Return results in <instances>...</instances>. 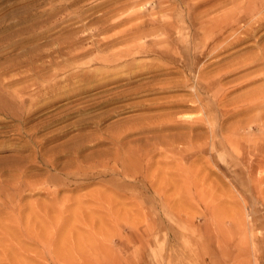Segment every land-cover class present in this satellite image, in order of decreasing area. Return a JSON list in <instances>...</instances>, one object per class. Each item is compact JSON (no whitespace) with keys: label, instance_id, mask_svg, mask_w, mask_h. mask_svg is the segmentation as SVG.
I'll return each mask as SVG.
<instances>
[{"label":"rangeland","instance_id":"374dc122","mask_svg":"<svg viewBox=\"0 0 264 264\" xmlns=\"http://www.w3.org/2000/svg\"><path fill=\"white\" fill-rule=\"evenodd\" d=\"M250 1L0 0V82H40L0 114V264H264V60L224 71L264 30L213 34Z\"/></svg>","mask_w":264,"mask_h":264},{"label":"bare ground","instance_id":"6f19581e","mask_svg":"<svg viewBox=\"0 0 264 264\" xmlns=\"http://www.w3.org/2000/svg\"><path fill=\"white\" fill-rule=\"evenodd\" d=\"M228 2V1H227ZM224 3V2H223ZM231 3V2H230ZM250 3H254V4H260V8L258 9V11H256V12H251V11H246L241 17H238L237 19H233V18H226L225 20H219L218 22H219V24L217 25V28L216 29H214V32H213V34L217 37V38H221V40H222V43H221V46L219 47V49H218V52H220V53H222V52H224V51H227V50H229V49H234L235 47H238V46H243L244 44H247V45H245V46H243L242 47V49H244V48H248L249 46H250V44H248V42H252V40L256 37V35L260 32V31H262V30H264V10L262 9V7H264V0H255L254 2H253V0H251L250 1ZM229 4V3H228ZM244 5V4H243ZM246 6V5H245ZM239 8H240V6H239ZM247 21V20H249V24H248V28L247 29H245V27H244V31L239 35V33H240V30L242 29V28H237V25H238V23L239 22H241V21ZM235 27L237 28V29H235ZM242 27V26H241ZM262 33H264L263 31H262ZM237 35H239V36H237ZM264 37V36H263ZM262 37V38H263ZM256 39V38H255ZM254 39V40H255ZM258 39H259V37H258ZM251 40V41H250ZM257 40V39H256ZM113 42V41H112ZM213 43V42H212ZM257 43V42H256ZM82 46H83V44H82ZM92 46H94V45H92ZM112 46V43H104V45L103 44H98V46H97V49L99 50V49H103V47H104V50H106V49H108V48H110ZM114 46V45H113ZM116 46V45H115ZM72 47H74V46H72ZM84 47V46H83ZM256 47H257V45H256ZM77 48V47H76ZM88 49H89V47H87ZM92 48V47H91ZM250 48V47H249ZM261 48V47H260ZM81 49V48H80ZM87 49V50H88ZM232 49V50H233ZM240 49V48H239ZM250 49H252V48H250ZM72 50V49H71ZM82 50H85V49H82ZM96 50V49H95ZM245 50V49H244ZM258 50V49H257ZM236 51H238L239 52V50H236ZM262 51V50H261ZM260 51V52H261ZM72 52V51H71ZM85 52V51H84ZM234 52V51H233ZM259 52V51H258ZM138 53H141V52H138ZM216 53V52H215ZM74 54H76V53H74ZM235 54V53H234ZM238 54V53H237ZM255 54V53H254ZM90 55V50H89V52H88V54H86V52H85V55H81V58H84V56L87 58L88 56ZM116 55V54H115ZM114 54H113V56H115ZM243 56L241 57L240 56V58H238V59H236V60H232V62H230V64L227 66V68H226V70H224V71H226V74L228 75L229 73H232V72H236V71H241V70H244V69H250L252 66H255V64H257V63H260L261 61H263L264 60V49H263V51H262V53L260 54H255V55H251V54H242ZM76 57V56H75ZM80 56H77V58H79ZM99 57V56H98ZM98 57H97V59H98ZM96 59V60H97ZM113 59V58H112ZM110 57L109 58H107V59H104V60H102V61H104V63H109L111 60H112ZM120 59H122L121 57H120ZM125 59V58H124ZM118 60V59H117ZM115 60H113V61H111V62H114ZM101 62V61H100ZM14 63V62H13ZM87 63H88V61H87ZM117 64L119 63V62H116ZM121 63V62H120ZM15 64H18V63H14V66H15ZM20 64V63H19ZM18 64V65H19ZM113 64V63H112ZM1 65H2V63H1ZM73 65V64H72ZM71 65V66H72ZM75 65V64H74ZM85 65H86V63H85ZM111 65V64H110ZM260 65H261V63H260ZM16 67H17V65H16ZM79 67H80V65H79ZM138 67V66H137ZM155 67V66H154ZM110 68V67H109ZM108 68V69H109ZM74 69V68H73ZM72 69V70H73ZM133 69V72L136 70L137 71V68L134 70V68H132ZM147 69V68H146ZM153 69V68H152ZM68 70V69H67ZM109 70H111V69H109ZM113 70V69H112ZM82 70H80L79 72H81ZM132 71V70H131ZM139 71V70H138ZM142 71V70H141ZM143 71H145V70H143ZM151 71V70H150ZM88 72V71H87ZM109 72H115L114 70L113 71H108L107 70V68H106V71L105 72H103V73H100V74H89V72L88 73H85V72H82L80 75L78 74H76L77 76H75L76 78H79V79H81V80H79V87L77 88V89H81L82 88V90L83 89H85V88H87L86 86L88 85V84H92L93 82H102V79L101 80H99L100 79V77H103V80L104 79H107V73H109ZM140 72V71H139ZM138 73V72H137ZM147 73V72H146ZM29 74H30V72H29ZM64 74H67L66 72L64 73ZM131 74V73H130ZM25 75V74H24ZM41 75H43L44 76V74H41ZM118 75V74H117ZM129 75V74H128ZM127 75V76H128ZM30 76V75H29ZM36 76V75H35ZM59 76V75H58ZM48 76H46L45 78H47ZM66 77V76H65ZM64 77V78H65ZM132 78H133V76H131ZM225 77V76H224ZM36 78V77H35ZM41 78H43V77H41ZM57 78V77H56ZM59 78H61V77H59ZM66 78H69L68 76L66 77ZM128 78V77H127ZM132 78L130 79V81H132ZM139 78V77H138ZM1 80V79H0ZM24 80V79H23ZM26 80H27V78H26ZM36 80V79H35ZM49 80V79H48ZM54 80V79H53ZM255 80V79H254ZM264 80V79H263ZM129 81V82H130ZM253 81V80H252ZM2 82V81H1ZM0 82V83H1ZM19 82H22V79L20 80V78L18 77L17 79H11V80H9L6 84H2L1 83V85H3V86H1V89H0V114H4V115H7L6 113H10V110H12L13 111V107H15V105L17 104V106L18 107H20L19 105H20V103H21V105L23 106L24 105V103L26 102V100L28 99L29 100V103H30V105H32L34 102H36V97L37 96H34L33 95V92L35 91V93L34 94H36V92L39 90V86H38V84L40 83L39 81V83H37V82H34V84L32 85H30L29 84V86L28 87H26L23 91L22 90H20L21 91V93L20 94H18V90L17 89H13V86L14 85H19ZM25 82H28V81H25ZM24 82V83H25ZM30 82V81H29ZM78 82V81H77ZM76 82V83H77ZM124 82V80L123 79H116V81L115 82H113L114 84L115 83H123ZM128 82V81H127ZM5 83V82H4ZM24 83H20V84H24ZM62 83H64V82H62ZM69 83V82H68ZM72 84H73V82H71ZM70 83V84H71ZM242 83V82H241ZM247 83V82H246ZM248 83H250L249 81H248ZM83 84V85H82ZM105 84V83H104ZM127 84H129V83H127ZM127 84H122V85H120V87H124V86H127ZM243 84V83H242ZM42 85V84H41ZM67 85V84H66ZM75 85V84H74ZM107 85V84H106ZM143 85L144 84H142V86L141 87H143ZM181 85V84H180ZM46 86V85H45ZM48 86V85H47ZM64 86V85H63ZM62 85H61V87H63ZM68 86V85H67ZM70 86V85H69ZM76 86V85H75ZM81 86V87H80ZM151 86V85H150ZM154 86V85H153ZM153 86H151V87H153ZM60 87V86H59ZM138 87V86H137ZM148 87H149V85H148ZM150 87V88H151ZM57 88V87H56ZM64 88V87H63ZM72 88H74V86L72 85ZM45 89V88H44ZM53 88H50L49 89V87L47 88V89H45V90H52ZM65 89V88H64ZM142 89V88H141ZM140 89V90H141ZM148 89V88H147ZM56 90H58L59 91V89L57 88V89H55V91ZM130 90V89H129ZM128 90V91H129ZM139 90V89H138ZM145 90V89H144ZM3 91H5L6 92V94L4 93V94H2L3 93ZM31 91H32V94H31ZM40 91V90H39ZM61 91V90H60ZM59 91V92H60ZM71 91V90H70ZM78 91V90H77ZM81 91V90H80ZM123 91V90H122ZM24 92H28V95L27 96H25V94H24ZM54 92V91H53ZM62 93H63V91H61ZM64 92H67V91H64ZM138 92H140V91H138ZM23 93V94H22ZM45 93V92H44ZM55 93V92H54ZM72 93V92H71ZM74 93V92H73ZM76 93V92H75ZM131 93H133V94H131V95H124L125 93L123 92V93H121L120 94V98H119V100L117 99V100H114V101H117V102H124V101H126V100H131V99H133V97L135 96V95H137V94H134L135 93V91L134 92H132L131 91ZM46 94V93H45ZM56 95H57V93H55ZM68 94V93H67ZM130 94V93H129ZM141 94H143V93H141ZM148 94V93H147ZM40 95H41V93H40ZM47 95H48V93H47ZM52 95V94H51ZM56 95H55V97H56ZM62 95V94H61ZM75 95V94H74ZM260 95V96H259ZM117 96H118V94H117ZM262 96H264V90H262V88H260L258 91H256V92H254L253 94H251L248 98L246 97L244 100H240V102L242 103V106H251V104L253 105V102H255V101H258V100H260L261 99V97ZM44 97H46V96H44ZM41 98V97H40ZM65 98V97H64ZM264 98V97H263ZM263 98H262V100H263ZM38 99V98H37ZM42 99H43V97H42ZM46 99V98H45ZM60 99V98H59ZM62 99V98H61ZM225 99V98H224ZM129 100V101H130ZM47 101V100H46ZM39 102H41L40 100H39ZM38 102V103H39ZM44 102V101H43ZM48 102V101H47ZM47 102H44V103H47ZM50 102V101H49ZM225 102V101H224ZM259 102V101H258ZM37 103V104H38ZM169 103V102H168ZM232 103V102H231ZM260 103V102H259ZM27 104V103H26ZM50 104V103H49ZM58 104V103H57ZM162 104V103H161ZM190 104V103H189ZM233 104H234V102H233ZM30 105H29V108H30ZM34 105V104H33ZM41 105V104H40ZM46 105V104H45ZM48 105V104H47ZM53 105V104H52ZM106 105V104H105ZM134 105V104H133ZM166 105H168V104H166ZM39 106V105H38ZM38 106H36V104H35V107H38ZM139 106V105H138ZM160 106V105H159ZM25 107V106H24ZM41 107V106H40ZM142 108V107H141ZM245 109V108H244ZM248 109V108H247ZM251 109V108H250ZM34 110V109H33ZM36 110H37V108H36ZM35 110V111H36ZM127 110V109H126ZM30 111H31V109H30ZM125 112V111H124ZM32 113V112H31ZM41 113V112H40ZM115 113V112H114ZM120 113H121V111H120ZM11 114V113H10ZM13 114V113H12ZM28 115H29V111H28ZM31 115V114H30ZM42 115V114H41ZM34 116V115H33ZM7 117V116H6ZM30 117V116H29ZM100 117V116H99ZM24 118V117H23ZM31 118V117H30ZM21 119V118H20ZM188 119V118H187ZM186 120V119H185ZM27 121V120H26ZM54 121V120H53ZM30 122V121H29ZM54 123V122H53ZM79 123V122H78ZM193 123V122H192ZM22 125V124H21ZM26 125V124H25ZM175 125V124H174ZM79 126V125H78ZM177 126V125H176ZM176 126H174V127H176ZM17 127V126H16ZM180 128V127H179ZM18 129V128H17ZM140 129H142V128H140ZM144 129V128H143ZM31 131V130H30ZM131 131V130H130ZM74 145V144H73ZM77 147V146H76ZM75 147V148H76ZM79 147V146H78ZM81 147V146H80ZM79 147V148H80ZM74 150V149H73ZM75 151V150H74ZM55 166V165H54ZM57 169V168H56ZM122 172H123V169H122ZM125 174V173H124ZM123 174V175H124ZM127 176V175H126Z\"/></svg>","mask_w":264,"mask_h":264}]
</instances>
